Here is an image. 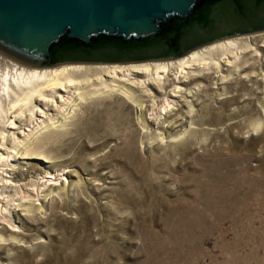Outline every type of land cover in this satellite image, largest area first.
<instances>
[{"label": "rangeland", "instance_id": "1", "mask_svg": "<svg viewBox=\"0 0 264 264\" xmlns=\"http://www.w3.org/2000/svg\"><path fill=\"white\" fill-rule=\"evenodd\" d=\"M260 44L165 109L150 85L128 96L97 83L48 109L55 125L35 115L46 124L18 144L35 157L0 141V264H264ZM8 127L22 138L29 126Z\"/></svg>", "mask_w": 264, "mask_h": 264}, {"label": "water", "instance_id": "2", "mask_svg": "<svg viewBox=\"0 0 264 264\" xmlns=\"http://www.w3.org/2000/svg\"><path fill=\"white\" fill-rule=\"evenodd\" d=\"M264 30V0H0V50L30 64L177 57Z\"/></svg>", "mask_w": 264, "mask_h": 264}, {"label": "bare ground", "instance_id": "3", "mask_svg": "<svg viewBox=\"0 0 264 264\" xmlns=\"http://www.w3.org/2000/svg\"><path fill=\"white\" fill-rule=\"evenodd\" d=\"M258 39L264 42V30L216 39L177 57L125 63L61 62L36 65L0 50L1 54L3 53V55L0 54V141L5 145L4 153L6 156L13 155L15 158L35 157L25 155V151H19L18 147V144L21 146L27 144L29 139L27 141L26 136L32 137L35 127L44 122V117L40 122L35 115L41 112L44 115L47 114L49 120L52 119L48 109L65 110L64 105H69L76 96L79 98L87 93L98 92L97 83L105 86V89H119L128 96L134 86L143 85L149 89L147 85H150L164 95L162 108L165 109L170 101L176 99L175 97L189 94L191 90L189 88L185 90L187 88H185V84L191 79L207 75L218 76L224 70H228L230 73L234 72L238 69L242 53L244 54L248 50H254L251 57L258 55V46H254V41ZM259 46L264 47V44ZM261 60L264 63V55ZM256 61L259 63V58ZM105 77H110L113 81L118 80L119 83H111L112 80L107 82ZM141 77L143 78L141 79ZM167 86L170 87L169 90H166ZM11 112L15 113L12 118H10ZM16 116L29 126L26 133L22 129V138H19L20 133L8 130V125L14 124ZM53 120L55 119H52L50 123L55 125ZM44 124L46 123L44 122ZM6 142L11 143V150H8L10 146L6 147ZM12 150H14V154L11 152ZM37 157L47 160L42 156ZM5 161V164H8V157ZM52 178H56V176L52 175L47 180H52ZM31 183L34 184L36 190L39 184L38 180H33ZM64 187L65 183H60L59 186H50L48 193ZM20 192L22 193V191ZM27 205L31 206V204ZM6 210L9 211L7 208Z\"/></svg>", "mask_w": 264, "mask_h": 264}]
</instances>
